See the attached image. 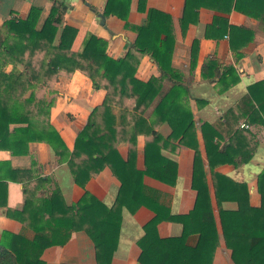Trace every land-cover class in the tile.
I'll list each match as a JSON object with an SVG mask.
<instances>
[{
  "label": "trees",
  "instance_id": "trees-1",
  "mask_svg": "<svg viewBox=\"0 0 264 264\" xmlns=\"http://www.w3.org/2000/svg\"><path fill=\"white\" fill-rule=\"evenodd\" d=\"M52 1L49 15L41 24L43 9L32 6L26 19H8L0 29V150L14 155L28 152L31 143H46L54 151L59 164L67 163L74 182L85 189L88 182L106 167L120 181L121 188L115 204L107 206L89 191L73 204H68L57 187L51 194L34 198V190L26 187V203L21 211H8L34 231L33 239L23 234L3 232L0 242V264H45L43 252L52 246H64L74 232L85 231L97 250L98 264H111L117 250L122 214L126 208L135 213L145 206L155 217L145 225L139 240L140 264H212L220 244L217 217L207 182V172L201 151L199 133L205 147L214 183L219 221L226 247L235 264H246L259 252L264 253V170L258 176L261 206L250 204L248 185L237 183L218 173L220 166L235 168L253 159L260 140L250 129L264 127V81L248 88V93L235 108L217 123L205 122L199 131L190 106L189 87L184 75L172 67L176 43V29L172 16L147 8V0H139L138 10L147 14L146 24L133 26L129 22L132 0H107L104 17L116 16L125 28L137 33L125 57L109 55L108 41L89 33L81 51L75 52L74 41L78 29L64 24L68 7L59 0ZM206 8L229 15L238 12L259 21L264 29V0H185L180 27L185 36L190 25L199 21V12ZM229 35L230 47L237 58L255 33L245 27L230 25L228 18L216 16L207 27L206 38L220 39ZM200 42L192 47V71L197 63ZM145 56L157 64L160 76L142 81L137 71ZM12 65L13 70L6 72ZM19 66L23 69L20 70ZM80 72L91 80L96 89L107 92L102 105L91 113L87 125L78 134L70 151L63 137L51 122L53 101L48 94L61 76L71 77ZM203 77L225 92L238 81L233 66H222L207 60ZM131 102V103H130ZM203 105L204 101H198ZM121 108V123L113 107ZM154 107L151 123L141 115ZM140 113L135 122V133L125 132L127 114ZM245 121L250 127L241 128ZM168 124L172 130L167 140L195 152L192 188L197 192L194 209L186 215H173L170 207L148 195L144 177L148 176L169 186H175L178 165L165 157L158 144L157 124ZM144 133L154 137L145 147V171L136 169L137 136ZM129 143V157L124 160L118 151L121 142ZM0 198L6 204L7 181L15 180L23 171L9 163H0ZM34 180V176H29ZM42 177L37 183H45ZM235 202L237 210H226L223 204ZM176 222L183 225L179 237L162 238L158 225ZM196 237L195 245L189 240ZM264 264V256L256 263Z\"/></svg>",
  "mask_w": 264,
  "mask_h": 264
},
{
  "label": "crops",
  "instance_id": "crops-1",
  "mask_svg": "<svg viewBox=\"0 0 264 264\" xmlns=\"http://www.w3.org/2000/svg\"><path fill=\"white\" fill-rule=\"evenodd\" d=\"M59 1L68 7L64 24L78 29L72 48L75 52L81 51L84 40L91 32L108 41L109 55L115 59L125 57L129 45L136 41L137 33L126 29L125 22L116 16L105 17L106 22L102 24L100 15L104 13L107 0ZM138 2L139 0H132L131 3L129 22L133 26H143L147 20V14L138 10ZM52 5L50 0H0V29L10 18L26 19L32 6L43 9L42 24L49 15ZM147 8L166 12L174 20L176 43L172 67L184 75L188 84L189 102L198 131L205 122L214 124L224 120L227 111L236 107L238 102L247 95L251 85L264 81V29L259 21L235 11L225 15L203 8L199 12L198 24L190 25L184 36L180 20L184 13L185 0H147ZM216 16H224L228 18L230 25L245 27L255 33L254 41L241 51L243 53L241 58H237L232 52L229 35L220 39L206 38L207 27ZM195 40L200 42V46L197 63L192 71V47ZM209 59L216 60L222 66H233L239 81L225 92H220L222 86L215 85L203 77L206 61ZM19 69L22 70L23 67L19 66ZM12 70V65L6 67V72ZM159 76L160 71L157 64L150 56H145L138 68L137 78L147 82ZM106 94L105 90L96 89L91 80L80 72H76L71 77L61 76L54 85L53 93L48 94V100L53 101L51 122L63 137L70 151H73L76 138L87 125L93 110L103 104ZM198 101L205 103L201 105ZM113 113L120 124L121 108L114 106ZM137 115L141 114L134 111L127 114L125 132L128 137L135 133ZM153 115L154 107H151L141 116L151 123L154 121ZM250 129L260 140V145L250 163L240 168L224 165L218 167L216 171L237 183L247 184L251 206L260 207L258 176L264 170V127L251 126ZM156 131L160 134L158 144L162 147L163 155L178 165V178L173 187L145 176L143 182L146 193L156 198L160 204L170 207L173 215L189 214L194 209L197 200V192L192 188L195 152L167 140L172 132L168 124H157ZM198 133L207 172V182L221 235L212 264H235L231 251L226 247L222 236L212 174L205 155L201 133ZM137 137L135 166L138 171H145V147L147 143L154 142L155 139L144 133L138 134ZM129 149L128 142L124 141L118 145V151L124 160L129 157ZM0 163H9L13 169L23 171L16 174L15 180L10 178L6 182L8 185L6 204H0V242L3 232L23 234L28 239H33L35 236L27 223L8 216L10 210L13 212L23 210L28 185L30 190H34V193L31 192L34 198H40L43 194H51L59 187L70 205L77 203L85 191H89L109 207L115 204L121 188L120 181L108 167L97 177L92 178L85 189L79 187L74 182L68 164H59L54 151L46 143H31L28 152L17 155L9 150H0ZM4 174L5 172H0L1 176ZM31 175L34 176V180L27 182ZM40 177L46 182L38 184L37 179ZM0 202H4L3 197L0 198ZM223 207L226 210H237L238 205L235 202H226ZM154 217L155 213L145 206L140 207L135 213H131L126 208L123 210L118 247L111 264H140L141 249L138 242L145 234V225ZM158 232L162 238L179 237L183 233V225L176 222H162L158 225ZM195 242L196 237H191L189 243L195 245ZM263 256L264 253L259 252L246 264H256ZM42 260L45 264H98L96 246L85 231L74 232L64 246L47 248L42 254Z\"/></svg>",
  "mask_w": 264,
  "mask_h": 264
},
{
  "label": "built area",
  "instance_id": "built-area-1",
  "mask_svg": "<svg viewBox=\"0 0 264 264\" xmlns=\"http://www.w3.org/2000/svg\"><path fill=\"white\" fill-rule=\"evenodd\" d=\"M250 126L246 123V122H243L241 124V128H245V129H248Z\"/></svg>",
  "mask_w": 264,
  "mask_h": 264
},
{
  "label": "water",
  "instance_id": "water-1",
  "mask_svg": "<svg viewBox=\"0 0 264 264\" xmlns=\"http://www.w3.org/2000/svg\"><path fill=\"white\" fill-rule=\"evenodd\" d=\"M100 17H101V19H102V24L104 25L105 22H106V19H105V17H104L103 15H100Z\"/></svg>",
  "mask_w": 264,
  "mask_h": 264
}]
</instances>
